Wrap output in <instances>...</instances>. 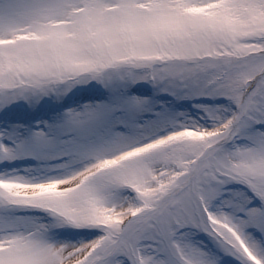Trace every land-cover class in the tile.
I'll return each instance as SVG.
<instances>
[{"label":"snow or ice","instance_id":"1","mask_svg":"<svg viewBox=\"0 0 264 264\" xmlns=\"http://www.w3.org/2000/svg\"><path fill=\"white\" fill-rule=\"evenodd\" d=\"M0 264H264V0H0Z\"/></svg>","mask_w":264,"mask_h":264}]
</instances>
